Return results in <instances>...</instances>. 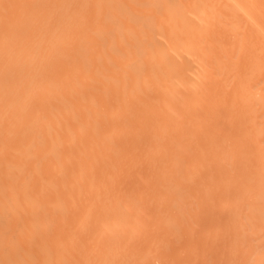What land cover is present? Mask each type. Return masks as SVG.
I'll return each mask as SVG.
<instances>
[{
    "label": "bare ground",
    "instance_id": "1",
    "mask_svg": "<svg viewBox=\"0 0 264 264\" xmlns=\"http://www.w3.org/2000/svg\"><path fill=\"white\" fill-rule=\"evenodd\" d=\"M0 264H264V0H0Z\"/></svg>",
    "mask_w": 264,
    "mask_h": 264
}]
</instances>
